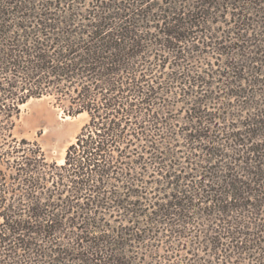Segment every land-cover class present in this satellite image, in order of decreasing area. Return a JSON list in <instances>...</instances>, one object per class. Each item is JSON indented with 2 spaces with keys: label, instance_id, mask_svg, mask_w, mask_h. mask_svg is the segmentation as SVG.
I'll return each instance as SVG.
<instances>
[{
  "label": "trees",
  "instance_id": "16d2710c",
  "mask_svg": "<svg viewBox=\"0 0 264 264\" xmlns=\"http://www.w3.org/2000/svg\"><path fill=\"white\" fill-rule=\"evenodd\" d=\"M0 264H264V0H0Z\"/></svg>",
  "mask_w": 264,
  "mask_h": 264
},
{
  "label": "rangeland",
  "instance_id": "374dc122",
  "mask_svg": "<svg viewBox=\"0 0 264 264\" xmlns=\"http://www.w3.org/2000/svg\"><path fill=\"white\" fill-rule=\"evenodd\" d=\"M86 118L85 114L68 115L49 96L31 98L20 106L13 133L18 139L36 141L48 160L61 163Z\"/></svg>",
  "mask_w": 264,
  "mask_h": 264
},
{
  "label": "bare ground",
  "instance_id": "6f19581e",
  "mask_svg": "<svg viewBox=\"0 0 264 264\" xmlns=\"http://www.w3.org/2000/svg\"><path fill=\"white\" fill-rule=\"evenodd\" d=\"M22 105H24V104H22Z\"/></svg>",
  "mask_w": 264,
  "mask_h": 264
}]
</instances>
